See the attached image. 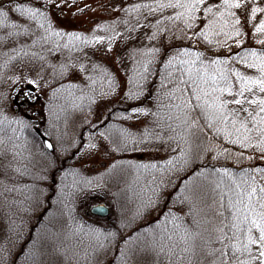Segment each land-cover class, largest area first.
<instances>
[{"label":"trees","instance_id":"16d2710c","mask_svg":"<svg viewBox=\"0 0 264 264\" xmlns=\"http://www.w3.org/2000/svg\"><path fill=\"white\" fill-rule=\"evenodd\" d=\"M82 1L85 0H66L64 5L72 8ZM98 1L105 8V17H94L92 26L83 31L58 22L55 13L63 8L60 0H52L55 6L49 0H0V6L9 9V19L16 22L15 26L8 22L0 25V264H169L163 253L145 246L161 242L163 233L179 232L175 218H183L188 224L196 220L204 237L197 241L199 245L215 238L214 227L223 218L221 212H231L228 189L234 192L235 185L226 173L217 170L227 167L239 179L241 170L264 166L258 161L259 157L264 159V151L255 145L246 148L224 139L223 132H194L186 149L188 160L183 163L179 153L184 145L179 140L154 138L162 131L165 137L171 134L170 129L157 126L172 123L167 116H154L160 77L172 71L165 64L167 58L179 55L184 59L179 53L183 47L205 53L204 60L236 52L244 56V48L264 52V37L253 28L264 19V12H257L254 20L248 18L250 7L264 8V0H247L248 15L234 9L241 16L243 45L224 35L189 39L184 35L187 30L182 20L175 18L161 21L164 30L149 39L160 16L175 10L149 14L142 9L138 14L127 6L145 0ZM15 3L40 7L48 13L53 28L63 33L106 39L69 45L66 35L45 34L47 25L39 26V21L13 10ZM88 7L79 11H89ZM198 17L195 31H201L207 22L202 10ZM137 23L140 27H136ZM210 30L219 32L220 27ZM108 36H113L111 50L107 48ZM212 40L226 42L228 47L217 46ZM145 48L158 50L155 62L153 54L143 51ZM134 62H148L152 75L144 79L139 67L133 71ZM228 67L246 75H259L257 69L239 60L226 62ZM229 75L238 88L237 73ZM19 82L37 87L53 120L65 122L77 111L96 118L92 116L81 126L76 142L49 153L35 130L36 121L20 113L16 97L9 106V88ZM26 91L33 93L27 86ZM223 96L235 98L234 93ZM159 102L168 103L167 99ZM30 103L26 99L25 104ZM134 108H149L151 112L133 111ZM146 133L149 138H145ZM98 148L105 150V161L113 159L114 163L125 158L132 169L127 177L117 175L115 184L110 182L104 194L99 193L98 183L89 181L92 174L79 162L83 154ZM241 153L254 158L244 159L238 155ZM217 193H223V201ZM100 201L111 207L109 217L90 213V206ZM221 203L224 209L219 208ZM190 205L197 213L195 217L188 214ZM120 209L131 217L125 220L117 215ZM163 243H169L166 237Z\"/></svg>","mask_w":264,"mask_h":264},{"label":"snow or ice","instance_id":"6c2138e0","mask_svg":"<svg viewBox=\"0 0 264 264\" xmlns=\"http://www.w3.org/2000/svg\"><path fill=\"white\" fill-rule=\"evenodd\" d=\"M11 2V0H10ZM66 0H60L64 4ZM74 3L75 0H72ZM52 4V0H49ZM52 6H55L52 4ZM47 7V6H45ZM128 10L147 9L149 14L153 12L165 13L173 9L171 15H161L153 27L156 31L148 37L154 38L163 31L160 22L164 20H182L187 31L184 32L187 38L200 37L208 39L216 35H224L233 39V43L243 45L241 38L244 33L240 25L241 16L234 9H242L245 15L249 13L247 0H218L217 3H208V0H145L143 3L130 4ZM16 12L30 17L33 21H39V26L47 25L45 34L68 37L69 45L79 41L80 44H92L97 41H104V36L92 35L89 37L85 33L68 32L53 28L52 21L46 11L40 7L15 3ZM203 11L207 21L201 31H195L198 22V13ZM257 12H264V8L259 5L250 7L249 19L254 20ZM9 9L0 6V25L8 22L15 26L16 22L9 19ZM219 17L220 20L216 18ZM146 19L145 17H141ZM219 26V32L210 29ZM27 28V26H24ZM100 28V25L96 26ZM136 27H140L137 23ZM254 31L264 37V19L253 25ZM49 30H51L49 32ZM44 37H41L43 39ZM107 48L112 49L113 36L107 37ZM264 43V39L261 40ZM217 46L228 47L226 42L212 40ZM59 50V45H55ZM145 53L152 55V62H155L156 48H145ZM244 56L240 52L230 53L226 56H216L207 60L202 59L206 54L198 49L183 47L179 53L183 55H172L167 58L165 64L172 71L160 77L157 111L155 117L161 113L167 116V121L172 123H158V127L170 129L168 136L162 134L158 139L179 140L184 148L180 150L179 158L181 162L188 160V141L194 132H211L212 134L224 133V139L240 144L246 148L254 145L264 151V52H259L254 48H244ZM233 59L239 60L242 64L258 70V76L244 74L240 69L225 68L226 62ZM250 60L255 61L250 63ZM180 67H174L175 65ZM83 67V65H81ZM139 67L144 79L152 75L148 62H134L133 71ZM217 68L218 70H212ZM235 71L239 87L237 88L230 78L229 73ZM173 72L175 73L173 75ZM16 79H20L17 77ZM35 83V81H32ZM131 83V81H129ZM234 93L235 98L228 100L224 93ZM247 93V94H246ZM160 99H167L168 103L161 104ZM175 100V102H173ZM230 104L241 107H229ZM133 111L144 113L151 112L149 108H134ZM204 121L201 124V121ZM174 125V126H173ZM261 136L256 140L255 136ZM145 138H149L146 136ZM95 147V145H90ZM49 147L53 144L49 143ZM179 147V144L177 145ZM244 159H253L246 154H238ZM177 157H173V160ZM166 163L171 164V161ZM217 171L226 173L235 185V191L228 189L231 193L229 203L231 212H221L222 219L214 227L216 233L214 239L197 244L198 240L203 241L200 225L194 219L192 224H188L183 218H175L180 231H169L160 237L161 242L153 241L152 245L145 247L163 253L169 264H264V166H256L240 171V178L233 175V171L227 167H222ZM248 173L245 176V173ZM219 186V185H218ZM223 201V193L216 194ZM235 197L233 200L231 197ZM220 209H224V204H219ZM189 215L196 216L194 208L190 205ZM95 231L99 232V229ZM167 238L169 243L164 244ZM218 244V247H213ZM124 255H128L125 253ZM243 257V259H242Z\"/></svg>","mask_w":264,"mask_h":264},{"label":"rangeland","instance_id":"374dc122","mask_svg":"<svg viewBox=\"0 0 264 264\" xmlns=\"http://www.w3.org/2000/svg\"><path fill=\"white\" fill-rule=\"evenodd\" d=\"M101 2L105 4V0H101ZM83 6H89V11L87 10L84 13L80 12L79 9ZM62 7L63 8L60 10H65L64 13H61L60 10L55 13L58 22L77 30L86 31L92 26L94 17H105V8L100 5L98 0L78 2L72 8L64 4ZM28 84L29 83L19 82L15 83V86H12L11 89L9 88L10 91L7 95L9 106L12 107V104H14V97H16L15 99H17V106L19 107L20 113L36 121V126H34L36 132L40 134L41 138L45 136L51 139L56 150L61 151L65 149L66 146L71 145L72 141L76 142L81 126L83 127L84 124H87L93 115L88 112L82 114L77 111L76 115L69 116V118H66L65 122L53 120L52 116L47 112L43 99L40 97V93L37 92V89H35L36 91L34 92L32 91V95L26 91V86ZM36 94H38V96ZM35 96H37L36 100ZM26 98H30V104H25ZM93 117L96 118V115ZM104 155L105 150L98 148L95 152L92 151L83 154L79 161L80 165L88 169L87 171L92 174V176L89 177V181L98 183V186H100L98 189L100 194H104L105 190L111 187L110 182L112 185L115 184L117 175L121 176L123 174L127 177L128 174L132 172V169L130 170L129 168L130 165L125 162V158L122 160L120 159V161L118 159V163H113V159L105 161ZM258 161L264 162V159L259 157ZM103 202L104 201H100L97 203ZM97 203L90 205L93 206ZM117 215L123 216L125 220L131 217L130 214H127L126 211L123 210L119 211Z\"/></svg>","mask_w":264,"mask_h":264},{"label":"water","instance_id":"95a60500","mask_svg":"<svg viewBox=\"0 0 264 264\" xmlns=\"http://www.w3.org/2000/svg\"><path fill=\"white\" fill-rule=\"evenodd\" d=\"M43 140H44V144H45L46 149L48 151H53L54 146L49 147V143L53 144L52 141L46 137H44ZM91 212L93 214L99 215V216H108L110 213V208L105 204H97L91 208Z\"/></svg>","mask_w":264,"mask_h":264}]
</instances>
